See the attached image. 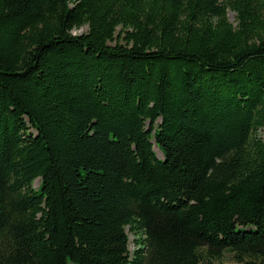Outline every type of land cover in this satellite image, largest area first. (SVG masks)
I'll return each mask as SVG.
<instances>
[{"label":"trees","instance_id":"1","mask_svg":"<svg viewBox=\"0 0 264 264\" xmlns=\"http://www.w3.org/2000/svg\"><path fill=\"white\" fill-rule=\"evenodd\" d=\"M262 128L264 0H0V264H264Z\"/></svg>","mask_w":264,"mask_h":264},{"label":"rangeland","instance_id":"2","mask_svg":"<svg viewBox=\"0 0 264 264\" xmlns=\"http://www.w3.org/2000/svg\"><path fill=\"white\" fill-rule=\"evenodd\" d=\"M229 18H230V20H231L234 24L237 23V21H236V12H235V11H232V10L229 11ZM87 29H88V27H87V26H84V27H82V28H79V29H75V30H73V32H74L75 34H80V33L86 32ZM116 42H117V41L115 40L113 44H115ZM121 42H122V41H121ZM259 133H260V136H261L262 138H264V128H262V129L259 131ZM157 150H158V149H157ZM158 152H159V151H158ZM159 155H161L160 152H159ZM39 184H40V180L37 179V180L34 182V186H35L36 188H38V187H39ZM128 231H129V230H128ZM129 234H130V240H131L130 248H131V250H133V249H134V246H135V245H134V238H135V235H134L132 232H130V231H129ZM220 260H221L222 262H235L236 259H235L233 253L226 251V252H224V254L222 255V257H221Z\"/></svg>","mask_w":264,"mask_h":264}]
</instances>
